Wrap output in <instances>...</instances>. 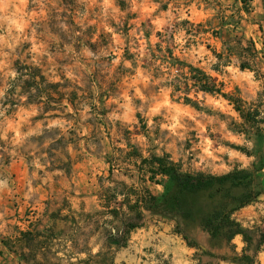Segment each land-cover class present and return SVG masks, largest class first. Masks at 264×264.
Segmentation results:
<instances>
[{
	"label": "rangeland",
	"instance_id": "1",
	"mask_svg": "<svg viewBox=\"0 0 264 264\" xmlns=\"http://www.w3.org/2000/svg\"><path fill=\"white\" fill-rule=\"evenodd\" d=\"M2 2L5 0H0V36L7 39V44L0 40L3 234L14 240L19 225L27 227L43 221L49 226L48 212L78 214L83 205L94 212L96 196L102 191L100 180H106L111 169L113 180L143 187L141 181L123 177L127 169L136 170L125 166L131 150L145 158L168 154L182 166L183 173L216 177L234 173L240 180L237 185H216L196 195L180 194L168 178H159V185L147 184L157 199V209L146 212L144 222L154 230L173 224L174 233L181 234L187 224L183 212L192 214L190 221L196 223L218 209L232 211V220H240L247 233L256 226L242 211L260 202L264 205L263 0L250 1V14L245 13L240 0H110L112 7L107 10L104 0H24L27 25L21 33L13 30L12 36L6 32ZM7 2L18 4L19 0ZM141 5L155 7L145 12ZM17 35L19 39L13 42L12 37ZM251 42L257 51L255 59ZM34 46L38 51H33ZM224 49L231 55L230 65L217 73L214 68L218 60L213 52L223 53ZM242 63H249L252 71H242ZM187 66L216 79L224 93L241 97L245 113L254 114L255 122H244L220 96L199 92L186 77ZM36 69L45 78L42 92L52 101L45 99L40 104L37 89L28 88ZM247 73L251 77L243 79ZM184 84L190 86L188 95ZM177 86L179 91H175ZM165 94L169 105L186 107L200 115L196 120L185 117L181 121L184 127L175 132L163 127L171 123L167 118L171 108L163 106L156 114L150 110L163 104ZM68 98L74 100L75 109ZM185 98L192 103L186 104ZM208 98L222 101L223 109L208 104ZM197 121L205 125L203 131ZM205 138L214 141L213 149L224 147L238 156L230 158L228 152H214L218 159H202L198 145ZM125 140L130 141L129 147ZM55 155L64 162L66 156L71 158L74 165L70 175L53 169ZM104 186L110 184L105 181ZM228 192L234 197L246 195L249 204L240 207L228 198ZM176 201L180 205L176 206ZM263 224L264 218L257 227L264 228ZM68 227L71 225H60L59 234H74ZM224 227L227 236L230 229L227 224ZM88 236L86 229L78 232L77 246L64 249L59 244L54 251L60 258L80 254V259L86 260ZM103 241L99 236L92 244ZM16 251L22 252L20 244ZM250 255L254 259H242V264H264V259ZM71 262L76 264L78 260L73 258Z\"/></svg>",
	"mask_w": 264,
	"mask_h": 264
},
{
	"label": "trees",
	"instance_id": "2",
	"mask_svg": "<svg viewBox=\"0 0 264 264\" xmlns=\"http://www.w3.org/2000/svg\"><path fill=\"white\" fill-rule=\"evenodd\" d=\"M250 1L251 0H240L242 3V8L246 14H250ZM251 46V53L255 59L254 56L257 51L254 43L251 42ZM224 51L225 52L223 53L213 52L214 56L218 60L214 68L217 73H220L221 67L230 65L231 55H227L228 49H224ZM186 68L189 69L186 77L193 81L192 86L197 88L199 92L211 96H220L222 99L228 102L230 106L233 107L234 111L239 114L240 118L244 122H255L256 118L254 114L248 115L245 113V102L241 97L224 93L222 89L223 86L219 87L218 81L216 79L208 77L205 73L194 68L193 66H187ZM240 69L242 71H252L249 63H242L240 65ZM182 70L183 69L181 68L180 71ZM18 71L21 70L18 69ZM39 71L40 70L38 69L35 70V73L37 74L31 76V82L28 83L27 86L29 89H37L36 91L39 93L38 97L40 99L39 102L40 104H43L44 102L42 100L46 99V101H49L52 98L47 97L46 94L42 92L41 84L45 83V78L42 76V74H40ZM184 85L186 89L185 94L188 95L190 86L189 84ZM53 87L56 88L57 86ZM179 89L180 88L177 86L175 91H179ZM24 95L25 94L22 93V96ZM75 97L77 96L75 95ZM185 99L186 104L190 105L192 103L190 98ZM31 101L32 100L29 98V102ZM61 101H64V98H61ZM67 102L73 107V109H75V102L73 99L68 98ZM54 103L58 104L60 102ZM138 119H141L140 116ZM138 132L140 131L138 130ZM126 134L128 136L131 135L128 131ZM125 142L127 143V147H129L130 141L125 140ZM54 157L55 164L53 169L70 175L74 165L71 158L66 156L65 158L67 159V162H64L60 157L56 155ZM127 158V160H124L125 166H132L136 170L127 169V172L123 174V176L132 181H141L143 187L138 188L136 185L129 186L124 182H117L113 180L114 169H111L109 171V177L106 178V180H100L102 189L100 201H102V208L104 211L96 212L94 214H77L75 212H71L70 215L67 216H62V211H59V213L53 215L54 221H61L65 223L66 226L71 225L73 228H68L75 232L74 234L71 236L66 234L61 235L56 232L55 227L49 230V232L46 234L40 232L37 229L21 231L19 228H17L18 236L16 239H14L17 242H15L13 239H9L8 241L4 242L7 249L17 254L16 245L20 244L22 252L19 253L18 256L25 264H64L65 261H67V264H74L71 262V260L75 258L76 255L78 256L80 254H72L71 256L65 255L64 258H60L59 252L54 251V249L59 244H64V249H67L66 243L68 242H71L73 246H77L75 240L77 233L86 229L89 231L87 247L89 246L90 239L96 236L102 237L106 240V242L104 243L102 251L97 255H93V249L88 247L86 250V254L88 256L87 259L78 260L76 264H113L110 262L111 256H114L116 251L126 247L132 232L143 227L144 213L157 209V199L147 188L148 183L159 185V178H168L172 183L175 184L180 194L190 193L196 195L201 192L209 191L216 185L222 187L226 184H231L234 186L240 181L238 178H236L234 173H230L223 177H216L202 172L183 173L182 166L176 163L168 154H164L163 156L152 154L150 157L145 158L139 153V151L131 150ZM128 164L131 166H127ZM105 181L110 184V186L107 188L104 186ZM239 185L242 186V183ZM120 198H122V200H119ZM228 198H230L235 203H238L240 207H242V205L246 206L249 204V202H246V195L234 197L230 192H228ZM178 205H180V202L176 201V206ZM183 213L181 215L184 221H190L192 219V214L188 212ZM231 216L232 211L225 212L224 209H218L212 215H206L202 218V228L205 232L209 233L212 238H217L221 235V232L225 230L224 226L227 224L229 227L228 229H230L228 230V235L226 236L228 242L237 235H242L246 241L249 240L246 232L241 229L238 223L232 220ZM183 239L186 242H189V239L184 236V234ZM260 243H264V234L261 236ZM25 250H27L30 254H26Z\"/></svg>",
	"mask_w": 264,
	"mask_h": 264
},
{
	"label": "crops",
	"instance_id": "3",
	"mask_svg": "<svg viewBox=\"0 0 264 264\" xmlns=\"http://www.w3.org/2000/svg\"><path fill=\"white\" fill-rule=\"evenodd\" d=\"M261 175L263 176V174ZM125 179L129 180L126 177ZM261 189L264 192L262 186ZM96 199L97 209L94 212H91L86 205H83L78 214H94L104 211L102 201H100V194L96 196ZM54 213H59V211L48 212L47 214V218L50 220L49 226H44L43 221H39L27 227L19 225L15 229L17 230L19 228L21 231L37 229L46 234L55 227L56 232H58L59 226L66 224L61 221H54ZM263 213L264 205L261 202L255 206H249L243 209L242 214L244 217L252 219L253 225L254 223L256 225L251 228L249 233L245 231L249 238L247 241L242 235H237L228 242L225 235L226 229L221 232L219 237L212 238L202 228L201 221L204 216L196 223L187 221L185 230L181 229V234L174 233L175 225L173 224L166 225L163 230L157 231L153 229L154 226H149V224L144 222L145 224L143 223L142 228L135 230L137 231L136 234L131 233L126 247L121 248L116 251L114 256H111L110 262L113 264H242V259H254L250 254H253L255 259H264V243H260L261 236L264 234V228L259 229L257 227V225L262 224V219L264 218ZM237 222L242 229L244 227L242 226V222L240 220ZM183 234L189 239V242L183 239ZM97 238L99 236L90 239L89 242V247L96 249L93 255L99 254L104 246V241L102 242L103 244H92ZM9 239L13 238L10 235L3 234L0 227V264H25L19 258L18 253L11 252L5 246L4 242ZM71 246V242L66 243L67 249H70ZM80 256L76 255V260H81Z\"/></svg>",
	"mask_w": 264,
	"mask_h": 264
},
{
	"label": "clouds",
	"instance_id": "4",
	"mask_svg": "<svg viewBox=\"0 0 264 264\" xmlns=\"http://www.w3.org/2000/svg\"><path fill=\"white\" fill-rule=\"evenodd\" d=\"M24 0H19V3H9L7 2V0H5V2H2V11L4 12V16H3V20L7 23V35L8 36H12L13 30H15L16 33H21L23 32L24 28L27 25V21L25 20V13H24ZM112 7V4L110 3V0H104V8L105 10H107L108 8ZM142 8L143 11L145 12H151L154 10L155 6H147V5H141L140 6ZM10 9H12L10 11ZM135 10V8L133 9ZM115 11V9H114ZM34 15V14H33ZM108 31H112L111 28L108 29ZM13 42H15L17 39H19V36H14L12 37ZM118 39V38H117ZM0 40H3L6 44H7V39H5V37L0 36ZM13 44H8V47H12ZM33 51H38V49L34 46L33 47ZM230 71H235L233 69H230ZM70 75V73H69ZM251 73H247L245 76H243V79H249L251 77ZM144 79L146 80L147 77H144ZM139 94V92L137 93ZM125 99L127 100L128 97H125ZM207 103L208 104H212V105H216L218 107H221L223 109L224 105L222 101H215L212 100L211 98L207 99ZM163 106H169L171 108V114L167 117L171 123L170 124H166L163 125V127H169L172 131H176V129L178 128H183L184 125L181 123V121L185 118L188 117L190 119L196 120V116L200 115L198 113H194L193 111H190L188 108L186 107H181L179 105H169V102L167 100V96L165 94V99L163 101V104H157L154 107L151 108V113L152 114H156L160 111V108ZM125 107H128V105H125ZM129 111H131V109L129 108ZM128 113L125 112V117H127ZM209 123H211V121H209ZM197 124L199 125L201 131H203L205 125L201 124L199 121H197ZM225 138L227 139H231V140H236L235 137L233 136H226ZM239 142V141H237ZM214 141L212 140H208L207 138H205L202 143L200 145H198V147L201 148L203 156V158H211L212 160H216L218 159V157L216 155H214L215 153H223V152H228L229 153V157H235L238 156V153L233 152L229 149H226L224 147H217L215 149L212 148ZM241 159H243L242 157H240ZM221 166H224L223 164ZM96 249H93V252H95Z\"/></svg>",
	"mask_w": 264,
	"mask_h": 264
}]
</instances>
